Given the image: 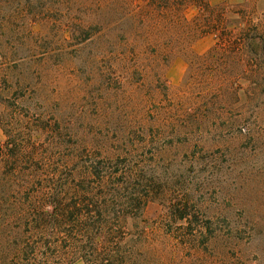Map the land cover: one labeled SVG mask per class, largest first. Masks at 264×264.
I'll return each mask as SVG.
<instances>
[{
    "label": "rangeland",
    "instance_id": "obj_1",
    "mask_svg": "<svg viewBox=\"0 0 264 264\" xmlns=\"http://www.w3.org/2000/svg\"><path fill=\"white\" fill-rule=\"evenodd\" d=\"M27 1L0 14V264H86L29 208L96 167L141 169L150 195L94 264H264V0H204L211 34L143 51L87 28L134 2Z\"/></svg>",
    "mask_w": 264,
    "mask_h": 264
},
{
    "label": "trees",
    "instance_id": "obj_2",
    "mask_svg": "<svg viewBox=\"0 0 264 264\" xmlns=\"http://www.w3.org/2000/svg\"><path fill=\"white\" fill-rule=\"evenodd\" d=\"M31 1H35L42 7L43 0L27 2ZM47 1L51 4L48 11L59 14L64 19L69 15L70 0ZM129 1L134 2L132 7L128 4L123 7L114 4L100 7L101 5L97 4L91 23L87 24L88 30L97 35L101 32L100 25L107 21L109 32H116V35L120 33L122 37H125L124 44L142 43V51L147 45H156L161 39L175 41L180 46H190L196 38L212 33L208 32L207 25L210 24L206 23L207 18L204 12L209 10V6L204 3V0ZM13 4H19V0H0V14ZM188 7L199 11L198 16L190 21L184 17V11ZM36 18L31 21L34 22ZM247 33L244 35L249 42L253 40V36ZM132 50L135 51L137 48ZM249 51L252 53L250 48ZM12 147L8 142L5 144L3 152L7 153L5 154L7 158L16 155L11 150ZM113 174L114 178H112ZM92 178L97 181V189L92 188L87 182ZM74 179L77 185H72V189L67 184L58 187L48 186L45 196H41L42 198L37 202L32 203L33 206L29 210L33 215L37 214L36 222L42 223L45 228L54 229L67 239L70 236L69 232L81 238V241L68 239V242L71 244L69 247L72 250L71 253L76 254L84 263H102L104 259L100 258L98 241L103 238L107 242L118 239L128 214L142 210L149 201L150 192H140L143 175L138 168L117 174V172L109 173L107 168L96 167L94 170L92 168V170L87 169L78 173ZM1 193L2 190H0ZM68 195L69 198H65ZM185 219L187 218L182 214L178 217L181 221ZM36 227L38 228V224ZM111 261L110 264L114 262L112 258Z\"/></svg>",
    "mask_w": 264,
    "mask_h": 264
}]
</instances>
